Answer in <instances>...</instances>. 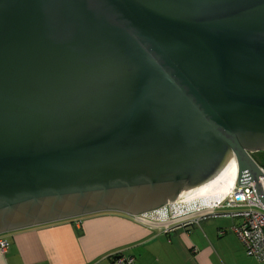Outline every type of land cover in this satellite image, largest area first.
<instances>
[{
	"label": "water",
	"instance_id": "95a60500",
	"mask_svg": "<svg viewBox=\"0 0 264 264\" xmlns=\"http://www.w3.org/2000/svg\"><path fill=\"white\" fill-rule=\"evenodd\" d=\"M257 151L264 0H0V235L154 212L230 159L264 205Z\"/></svg>",
	"mask_w": 264,
	"mask_h": 264
},
{
	"label": "crops",
	"instance_id": "0c3cea01",
	"mask_svg": "<svg viewBox=\"0 0 264 264\" xmlns=\"http://www.w3.org/2000/svg\"><path fill=\"white\" fill-rule=\"evenodd\" d=\"M175 203L149 216H166L181 206ZM238 220L203 216L165 231L126 213L99 212L2 234L8 247L0 264H116L119 256L131 264H264L246 254L233 229Z\"/></svg>",
	"mask_w": 264,
	"mask_h": 264
},
{
	"label": "built area",
	"instance_id": "2783aa9c",
	"mask_svg": "<svg viewBox=\"0 0 264 264\" xmlns=\"http://www.w3.org/2000/svg\"><path fill=\"white\" fill-rule=\"evenodd\" d=\"M260 169L264 173V166L260 165ZM258 182H261L264 190V176H259ZM255 185L256 182L244 185L236 182L230 192L212 206L196 202L195 205H190L187 202L181 204L186 206L174 208L166 216L155 215L151 218L149 214H140L135 218L159 226L165 231H169L173 225L186 226L198 222L203 216L238 218L241 222L233 229L242 242L246 254L264 262V205L259 199ZM221 208L230 210L217 213ZM7 247L8 241L0 235V249L5 251ZM132 261V257L119 256L116 264H131Z\"/></svg>",
	"mask_w": 264,
	"mask_h": 264
},
{
	"label": "bare ground",
	"instance_id": "6f19581e",
	"mask_svg": "<svg viewBox=\"0 0 264 264\" xmlns=\"http://www.w3.org/2000/svg\"><path fill=\"white\" fill-rule=\"evenodd\" d=\"M234 164L237 166L238 172L237 162L234 159H230L225 168L214 179L189 190L190 192H183L178 197L179 199H177L176 202L179 200V202L193 203L195 201L203 200L207 206H212L214 203L226 196L237 182L238 173L236 175H231L228 171Z\"/></svg>",
	"mask_w": 264,
	"mask_h": 264
},
{
	"label": "rangeland",
	"instance_id": "374dc122",
	"mask_svg": "<svg viewBox=\"0 0 264 264\" xmlns=\"http://www.w3.org/2000/svg\"><path fill=\"white\" fill-rule=\"evenodd\" d=\"M252 157L254 158V160L260 165L261 163H264V151H257V152H253L252 153ZM230 164H231V161H230ZM229 172H230V174L231 175H236L238 172H237V166L234 164V165H232L230 168H229V170H228ZM188 192H190V191H188ZM179 199V198H178ZM196 203H200V204H202V203H204V201L203 200H200V201H195ZM195 202H188V203H190V205L192 204V205H195ZM178 203H180V204H186L185 202H179V200H178ZM205 204V203H204ZM181 206H186V205H181ZM230 209L229 208H221V209H218V211H217V213H220V212H225V211H229ZM140 215V214H139ZM217 219H219V218H217ZM221 219H224V218H221ZM238 222H240L239 220H238ZM10 232H7V233H4L5 235H8Z\"/></svg>",
	"mask_w": 264,
	"mask_h": 264
},
{
	"label": "flooded vegetation",
	"instance_id": "af4514ba",
	"mask_svg": "<svg viewBox=\"0 0 264 264\" xmlns=\"http://www.w3.org/2000/svg\"><path fill=\"white\" fill-rule=\"evenodd\" d=\"M165 198H166V197H165ZM166 200H167V199H166ZM166 200H164V201H166ZM167 205H169V204H167ZM167 205H166V206H167ZM151 213H152V212H149V213H145V214H151Z\"/></svg>",
	"mask_w": 264,
	"mask_h": 264
},
{
	"label": "trees",
	"instance_id": "16d2710c",
	"mask_svg": "<svg viewBox=\"0 0 264 264\" xmlns=\"http://www.w3.org/2000/svg\"><path fill=\"white\" fill-rule=\"evenodd\" d=\"M260 165L264 166V163H261Z\"/></svg>",
	"mask_w": 264,
	"mask_h": 264
}]
</instances>
